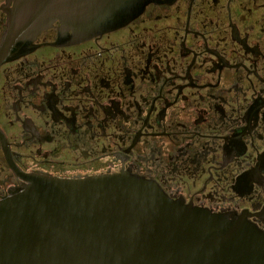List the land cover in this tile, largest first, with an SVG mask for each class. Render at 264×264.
Instances as JSON below:
<instances>
[{
    "label": "flooded vegetation",
    "instance_id": "1",
    "mask_svg": "<svg viewBox=\"0 0 264 264\" xmlns=\"http://www.w3.org/2000/svg\"><path fill=\"white\" fill-rule=\"evenodd\" d=\"M22 51L0 64V200L24 175L126 172L264 232V0H150L88 38L56 21Z\"/></svg>",
    "mask_w": 264,
    "mask_h": 264
},
{
    "label": "water",
    "instance_id": "2",
    "mask_svg": "<svg viewBox=\"0 0 264 264\" xmlns=\"http://www.w3.org/2000/svg\"><path fill=\"white\" fill-rule=\"evenodd\" d=\"M0 64L58 21L75 37L124 26L150 0H11ZM23 52V51H22ZM27 184L0 200V264H264V232L126 172Z\"/></svg>",
    "mask_w": 264,
    "mask_h": 264
}]
</instances>
